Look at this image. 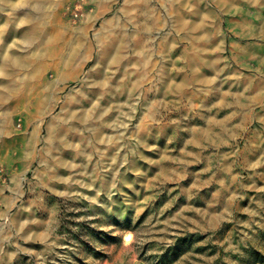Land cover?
<instances>
[{
  "label": "rangeland",
  "instance_id": "1",
  "mask_svg": "<svg viewBox=\"0 0 264 264\" xmlns=\"http://www.w3.org/2000/svg\"><path fill=\"white\" fill-rule=\"evenodd\" d=\"M40 2L0 0V15L10 17L0 20V67L19 53L25 64L21 70L13 59V73L0 72V264H253L255 252L264 251V105L253 109L243 132L213 142L203 128L217 126L195 116L198 109L188 101L217 100L222 88L261 99L263 0ZM125 14L132 33L156 18L160 34L179 29L181 49L189 46L188 33L210 30L211 45L195 61L180 52L172 89L178 116L149 113L156 71L140 67L145 49L141 63L133 51L129 56L132 78L143 81L132 85L128 100L115 99L124 92L120 66L111 64L107 81L92 86L93 61L83 67L91 50L67 69L79 77L58 75L62 56L86 36L85 28L91 36L98 32L99 19L113 20L118 44ZM30 29L36 42L17 47ZM187 70L193 81L186 80ZM48 81L59 105L79 88L80 103L69 101L64 116L55 103L36 113V97ZM50 120L53 134H63L52 145L45 140ZM32 127H42L41 164L20 152ZM18 190L8 210L7 198Z\"/></svg>",
  "mask_w": 264,
  "mask_h": 264
},
{
  "label": "crops",
  "instance_id": "2",
  "mask_svg": "<svg viewBox=\"0 0 264 264\" xmlns=\"http://www.w3.org/2000/svg\"><path fill=\"white\" fill-rule=\"evenodd\" d=\"M7 18L10 17H6L4 14L0 15V20H6ZM124 18L125 26L123 33L125 34V36L129 35V42L132 44L139 40L141 42L142 49H145V51L147 52L146 62L143 61V64L139 66L142 68H152L156 71V84L155 88H153L155 90L154 95L151 97H149L148 93V96L146 95V99L149 97L153 99V101H155V106L151 107L154 108L155 111L149 113L161 116L165 113L172 117L178 116L180 112L178 110L179 97L178 94H176L172 90V87L179 81L177 76V70L179 68V62L181 58L180 52L183 51L187 53L185 57L186 62L187 56H191L193 61H195V59H197V52H205L211 45L210 30L200 29L198 35H190V33H188L187 35H185V40L187 41L189 46L184 49H181L179 29L170 28L160 34L158 30L159 24L156 18L153 21L151 19L147 20L142 29H137L134 31V33H132V29L128 30L126 28V26L128 25V17L126 14ZM107 19H110V17H106L104 20ZM100 20L101 19L97 21V25L100 26L98 28V32L103 33L102 22L104 20ZM129 24L130 26L132 25L131 22ZM110 30L111 26L110 28H108L107 31V34L109 35V42L115 40V38L113 39L114 33L112 34V31L110 32ZM95 33L96 32H93L92 34L93 40L95 39ZM1 35V38H4L5 35ZM125 53H129L130 57L132 56L131 50H126ZM193 65H195V62L193 63ZM132 76L133 74L131 70L129 71V73H127V75L124 76L123 95L121 96L118 93V96L115 95V99L120 100L121 97H123L124 100H128L131 98L132 85L134 83H141L143 81L140 79V75V78L135 77V79H133ZM2 103L3 99L0 100V110L2 109ZM261 103L264 105V98L260 99L254 94L224 92V89L222 88L220 92V97L217 100L213 101L211 99L209 100L208 98H204L202 101L199 100L197 103L196 98L191 97L188 101V107H192L193 105L194 109H198V111H194L195 116L198 115L200 117L202 114H204L205 116H207L208 120L205 123L210 122L213 125L217 126L207 128L205 127L203 129L207 132L210 131V133H212L213 142H222L228 136H231L234 131L243 132L246 127H249L253 118L252 111ZM149 108V106H146V110H149ZM119 113H121V111ZM0 125L1 127H3V120L0 121ZM18 193L19 190L17 191V193H15V195L13 192V194H11V198H7L9 202L5 203L7 204L6 206L8 207V210L10 209L9 204L13 203L14 196H18ZM0 244H2L1 241Z\"/></svg>",
  "mask_w": 264,
  "mask_h": 264
},
{
  "label": "bare ground",
  "instance_id": "3",
  "mask_svg": "<svg viewBox=\"0 0 264 264\" xmlns=\"http://www.w3.org/2000/svg\"><path fill=\"white\" fill-rule=\"evenodd\" d=\"M99 1L100 0H94V2H96V3ZM38 2H36L35 5L33 6V8L30 9L33 11L30 13H34L35 11H37L38 6H39ZM43 2H44V0H41L40 4H42ZM263 2H264V0H263ZM21 10H22L21 8L18 9V14L22 13V12H20ZM86 17L90 18L89 15H86ZM112 22H113L112 19L103 21L102 22L103 33L96 32L94 34L95 35L94 40L91 36L92 29H90L88 27V29L85 28V31H86L85 37H82V38L78 37L73 41V46H72L71 52L69 53V55H65L64 57L62 56L61 63L59 64L60 72L58 73V75L60 76L61 80H65V78L72 79L73 75L75 76V78L79 77L80 73L78 70H76V72H74L70 76V73L67 72V69L71 68L74 65L73 62L79 56H81L83 54L84 50H86V51L91 50V54L87 57V60L84 62L83 67L89 61H91V60L93 61L92 65H91V69H90L91 74L95 75V77L91 79L92 81H90L92 86H94V85L95 86H101L102 84H104L107 81V79L110 75L109 74L110 73L109 68L111 67V64L120 66L123 69V71H121V72H123L124 75H126V73L128 71H130L131 67H130L129 62L131 59L129 57V53L124 54L126 50L127 51H129V50L133 51L136 63H141V60L143 58H142V51H141L142 50L141 42L139 40L134 43L133 46L135 48L131 47L132 45H130L131 43L129 42V36L128 35L125 36V34H123V37L120 39L121 41H119L118 44H117V42L114 43L113 41L109 42V36H106V35H107L108 28H110V26L112 27ZM95 24H96V22H95ZM92 27H94V25ZM32 33H33L32 29L25 31L22 34L23 38H21L23 40H19V42L16 43V46L20 47V45H22L21 43H23V44L35 43L36 42L35 38L29 37V35H31ZM117 47H121V48H119V50H117L116 49ZM119 52H121V53H119ZM114 53H119V56L116 57V54H114ZM22 56L23 55L20 53L18 54V56L17 55L16 56L10 55V57H8L7 64L6 63L4 64V62H3V64L1 65L0 72L10 76L13 73L12 69L10 70V68L12 66L11 63H12L13 59H14L13 60L14 62L15 61L17 62V64H18L17 67H20L22 70L23 66L25 65L24 61L22 60L24 57L22 58ZM187 73H188V75L186 76V80L187 81H193L194 73H191L190 70H187ZM85 79L87 82H89V78L86 77ZM249 81H251V80L249 79ZM54 85L55 84L52 81H48L44 84L42 92L40 93V95L38 97H36L35 106H34L36 113H41V112L43 113V111L46 109L47 105H49V104L53 105L55 103L54 109H56L57 105L60 106L61 116L62 115L64 116L68 112V102L69 101H73L76 105L80 103L79 96L82 94V91L79 88V89H76V91H75V92H77L75 94L76 95L75 97H73V95H69L66 97L67 102H65L64 104L61 103V105H59V103L57 102V99L54 96V94H56V93L53 94V92H52V88ZM173 88H174V85H173L172 89ZM179 89H181V88H179ZM259 95H261V98L264 97V90H262L261 93H259ZM57 120H61V117L59 116L57 118ZM48 127H49L48 135L45 138L46 144L52 145V144H54V142L56 140L57 141L62 140V138H63L62 131H59L57 133V135H54L55 133L53 132V121L52 120H50V122L48 123ZM32 128H33V130L27 133L25 140L22 144L23 149L20 152H21V155H24L32 163L37 161L39 164H41L42 161H40V159H38L39 157L37 155V147L39 146V143H40L38 138H39V135L41 133L42 127H32ZM187 134H190L189 131L186 132V135ZM180 142H182V139H180Z\"/></svg>",
  "mask_w": 264,
  "mask_h": 264
},
{
  "label": "trees",
  "instance_id": "4",
  "mask_svg": "<svg viewBox=\"0 0 264 264\" xmlns=\"http://www.w3.org/2000/svg\"><path fill=\"white\" fill-rule=\"evenodd\" d=\"M253 264H264V251H256Z\"/></svg>",
  "mask_w": 264,
  "mask_h": 264
}]
</instances>
